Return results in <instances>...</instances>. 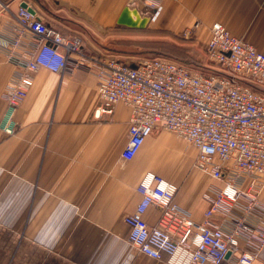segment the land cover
Segmentation results:
<instances>
[{
	"label": "crops",
	"instance_id": "obj_1",
	"mask_svg": "<svg viewBox=\"0 0 264 264\" xmlns=\"http://www.w3.org/2000/svg\"><path fill=\"white\" fill-rule=\"evenodd\" d=\"M21 1L45 22L79 34L86 50L101 57L117 55L109 43L124 39V30L170 39L196 24L204 49L214 23L264 52V0H0V35L17 27ZM127 5L149 17L144 29L116 26ZM15 70L0 47V264H165L128 242L124 218L140 200L141 178L152 172L178 186L175 202L201 223L208 208L202 195L218 183L193 168L195 149L154 129L132 159L122 160L129 108L119 103L111 116L94 117L100 103L94 69H39L8 134L1 96ZM172 140L186 149L174 172L158 165L171 158ZM259 200L264 204V180ZM158 217L154 207L144 215L150 227ZM232 263L228 255L224 264Z\"/></svg>",
	"mask_w": 264,
	"mask_h": 264
},
{
	"label": "built area",
	"instance_id": "obj_2",
	"mask_svg": "<svg viewBox=\"0 0 264 264\" xmlns=\"http://www.w3.org/2000/svg\"><path fill=\"white\" fill-rule=\"evenodd\" d=\"M15 19L17 27L0 35V47L16 68L1 96L6 133L13 132L14 115L39 69H94L100 100L94 117L111 116L119 103L129 108L122 160L132 159L159 129L191 145L193 168L218 183L203 193L208 208L196 223L175 202L176 184L145 173L137 186L140 200L124 218L128 242L165 264H224L228 255L232 264H264V52L214 23L202 61L155 56L127 64L90 53L79 34L45 22L25 1ZM196 29L183 39L191 41ZM150 207L159 211L153 227L144 219Z\"/></svg>",
	"mask_w": 264,
	"mask_h": 264
},
{
	"label": "rangeland",
	"instance_id": "obj_3",
	"mask_svg": "<svg viewBox=\"0 0 264 264\" xmlns=\"http://www.w3.org/2000/svg\"><path fill=\"white\" fill-rule=\"evenodd\" d=\"M36 1V0H35ZM38 2V1H36ZM51 7L52 2H47ZM156 5V3H154ZM133 5V4H132ZM121 36L124 39H118L109 43L113 45L116 50L115 57L127 64L138 62L145 58H151L155 56H164L174 61L190 64L194 61H202L203 55L201 44L196 42V36H192V40H184L182 34L175 38H159L157 36L148 35L146 32L139 33L132 30H124ZM115 42V44H114ZM105 43L108 44V41ZM165 133H168L164 131ZM170 134V133H169ZM172 149L167 152L171 158L166 159L162 157V160L158 161V165L166 167L167 169L176 171L181 164V153L186 151L185 147L180 142H170Z\"/></svg>",
	"mask_w": 264,
	"mask_h": 264
},
{
	"label": "water",
	"instance_id": "obj_4",
	"mask_svg": "<svg viewBox=\"0 0 264 264\" xmlns=\"http://www.w3.org/2000/svg\"><path fill=\"white\" fill-rule=\"evenodd\" d=\"M21 7H27L26 3H22ZM30 12H34L31 8H28ZM149 21V17L143 15L136 7L127 5L121 11L116 26L133 28V29H144Z\"/></svg>",
	"mask_w": 264,
	"mask_h": 264
},
{
	"label": "trees",
	"instance_id": "obj_5",
	"mask_svg": "<svg viewBox=\"0 0 264 264\" xmlns=\"http://www.w3.org/2000/svg\"><path fill=\"white\" fill-rule=\"evenodd\" d=\"M36 1H38V0H36Z\"/></svg>",
	"mask_w": 264,
	"mask_h": 264
}]
</instances>
